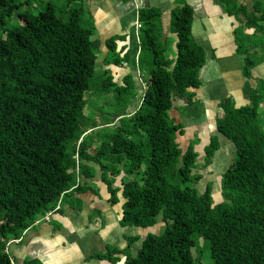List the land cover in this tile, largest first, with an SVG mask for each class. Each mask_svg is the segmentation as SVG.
Listing matches in <instances>:
<instances>
[{
	"label": "trees",
	"instance_id": "16d2710c",
	"mask_svg": "<svg viewBox=\"0 0 264 264\" xmlns=\"http://www.w3.org/2000/svg\"><path fill=\"white\" fill-rule=\"evenodd\" d=\"M30 1L0 0V264H13L10 241L54 210L61 197L87 192L78 178L91 180L95 167L113 205L122 190L123 227L153 228L161 217L166 229L158 236L127 237L126 249L109 247L92 258L117 264L120 254L127 256L125 264H196L192 250L203 238L215 264H264V81H257L256 88L247 82L245 106L237 108L231 97L220 100L217 132L235 152L223 172V201L217 204L211 183L204 193L196 188L203 178L193 173L199 140L182 150L177 138L184 136L185 125L170 117L178 100L199 106L195 98L207 55L192 34L193 8L186 4L172 12L174 57L161 41L158 8L139 11V52L119 51L118 41L125 36L105 41L106 66L134 63L135 71L138 67L149 75L137 110L130 117L121 116L122 111L118 122L115 117L111 122L108 117L91 120L86 95L123 96L130 86L116 83L109 69L93 86L102 44L93 40L94 28L82 24L83 10L67 18L49 2L35 14L26 9ZM217 2L229 16L246 20L236 32V44L245 54L243 75L251 79L264 52L257 62L241 37L244 27L254 29V37L264 31V4L257 1L251 13L238 0ZM131 77L123 81L132 83ZM105 130L108 134L101 136ZM220 148L218 137H211L207 165ZM122 174V188L116 187ZM138 242L132 256L130 249Z\"/></svg>",
	"mask_w": 264,
	"mask_h": 264
},
{
	"label": "crops",
	"instance_id": "0c3cea01",
	"mask_svg": "<svg viewBox=\"0 0 264 264\" xmlns=\"http://www.w3.org/2000/svg\"><path fill=\"white\" fill-rule=\"evenodd\" d=\"M155 1H163L165 7L158 9L163 14L164 22H170V26L173 10L186 4L194 10L193 37L197 39L200 46L209 50L207 62L200 72L202 86L195 98L199 101V105L201 104L200 109H204L205 105L215 103L218 110L220 100L226 97H231L237 108L247 105L249 101L245 97V86L248 82L256 88L258 83L255 79L264 80V61L260 60L252 69L253 79L245 78L241 68L236 71H222L223 66L219 61L228 60L236 53V32L246 24V20L229 16L223 7L218 6L217 1L216 4L213 3V0H188L189 2L182 6H174V0L170 3H167L170 0ZM257 1L264 4V0H238L240 4L247 5L251 13L255 11L254 6ZM87 3L95 19L101 20L102 16H105L103 19L107 21L118 19L117 23L122 24V29L129 21L133 23L135 19V25H137L135 34L137 35L141 28L139 11L145 8L154 9L148 5L147 0H87ZM110 4L112 7L108 6ZM110 13L115 14V18L109 17ZM257 15L261 16V13ZM196 23L195 31L194 24ZM105 25L108 26V24L103 26ZM245 29L248 34L253 35L254 29L249 30L244 27L243 30ZM120 33L121 36L126 37V30ZM262 33L264 37V31ZM174 37L176 38V35ZM127 38L129 36L122 41V47H126V51L133 46L131 38ZM135 41V48H138L139 52V38L136 37ZM258 54L260 56L261 52ZM204 76L206 79L203 78ZM115 82L117 83L116 79ZM180 103V109L175 110L178 114L177 123L185 118V120L189 119L182 115L181 108H185V111L191 109L184 102L180 101ZM181 123H185L184 120ZM95 169V177L86 183L83 178H78L79 183L88 188L87 192L67 193L58 202L59 210L54 212L48 221L43 217L39 218L19 240L10 241L8 253L13 264H110L92 257L96 254H106L109 247L120 250L128 247L127 237H135L137 229L125 228L121 225L125 204L122 190L118 194L119 203L113 205L110 201L111 195L108 187L101 179L100 169L99 167ZM124 176L125 174H122L116 178V187L122 188ZM139 247L140 245L135 248L134 256ZM116 257L119 258L117 264L127 261L125 255L118 254Z\"/></svg>",
	"mask_w": 264,
	"mask_h": 264
},
{
	"label": "rangeland",
	"instance_id": "374dc122",
	"mask_svg": "<svg viewBox=\"0 0 264 264\" xmlns=\"http://www.w3.org/2000/svg\"><path fill=\"white\" fill-rule=\"evenodd\" d=\"M148 1V5L154 8H163V1L157 2L155 0ZM172 0H170L167 3H170ZM217 0H213V3L216 4ZM220 1V0H219ZM52 2L57 5L60 14L66 16L69 18L72 14L71 11L74 12L76 10H83V16L81 19L82 24L90 28L93 31L94 28V36L92 37L93 40H98L101 42V52L98 55L97 59V67L94 73L93 77V86L98 85L101 83L103 79V73L106 70H111L112 75L116 79L117 83L120 86H130V89L127 93H124L123 96L118 95L117 93H112L107 96H101L98 93H95L94 91L89 92L86 95V98L89 102V105L86 109V113L89 114L91 120H99L101 117H108L110 118L111 122L113 121L115 117V121L118 122L116 116L120 115L122 111H125V114H122L121 116L130 117L129 114H133L137 108L139 107L140 99L143 94V91H145V85L144 83L148 81L149 75L146 71H140L137 67L138 71H135V64L131 63L128 65H125L123 67H115V66H106V59H107V50L104 48L105 41L108 40L111 37H115L117 35H121L120 32L124 29L121 28L122 24L117 23L118 19H109L108 21L106 19H103L105 16H102L101 20H97L94 18L93 14L90 11V8L88 6L87 0H31L29 5L26 9L31 10L33 13L38 14L39 12L43 11L46 7L47 3ZM188 0H174L173 5L174 6H182L186 3H188ZM239 3V2H238ZM145 5V3H142ZM166 4V3H165ZM109 7H112V5H108ZM218 6L222 7L221 4ZM165 7V6H164ZM114 13V12H113ZM110 13L109 17L115 18V14ZM105 15V14H102ZM135 22V19H134ZM104 24H108L103 26ZM197 23L194 24V30L196 31ZM134 26L137 27V25ZM103 27V28H102ZM170 22L166 23L164 22V19L161 18V22L159 23V32L161 33V41L166 45L167 52L174 57L176 54V39L174 35L171 33L170 30ZM128 36L131 38L133 47L131 49L133 50L135 54V47H136V37H138L137 34H135V30L133 27L129 29ZM240 30V29H239ZM243 33L246 34V36H242L241 33H239L237 36L238 41L240 40V35L242 36L241 39H243V42L248 45L249 52L253 59L257 60L260 59L258 56L260 52H264V37L263 33L257 34L255 37L251 36V34H248L246 32V29L243 30ZM139 34V32H138ZM136 36V37H135ZM127 37V35H126ZM127 38V39H129ZM173 38V41H172ZM194 40L197 44V39L194 37ZM123 42L118 41L119 49L121 50ZM128 44V42L126 43ZM119 50V51H120ZM129 50V49H128ZM205 51L207 53V56H209V50L205 48ZM221 62V65L223 66L222 71H231L243 68L245 64V54H239L238 48L236 53L233 54V57H231L228 60H219ZM264 60L262 59V62ZM221 73V71H220ZM131 74V81L124 82L123 80L125 77ZM218 73L216 72V75ZM251 76L253 79V73L251 72ZM206 79V76L203 77ZM202 78V79H203ZM263 79H255V81H260ZM204 81V80H203ZM264 81V80H263ZM144 82V83H143ZM205 82V81H204ZM251 85V83H250ZM258 85V84H257ZM212 86V85H210ZM93 93V94H92ZM180 101L178 100L175 103L174 110L170 112V117L172 119H175V123H177L176 118H178V114L175 112L176 109H180ZM125 107V108H124ZM201 104L198 106L191 107L189 111H185V108H181L182 115H185V117H188L190 119L184 120L185 123H183L185 127V134L184 136H178L177 142L180 144V147L182 150L186 151L189 147V144L192 141L199 140L197 145L195 146L196 152L199 154V159L197 161L198 167L197 169L193 170L194 174H201L203 176L202 180L196 185V188L201 192L204 193L206 191V188L210 183L213 186V197L215 200V203L219 204L223 201V198L221 196V182H222V175L225 169L228 168L230 163L232 162L235 147L234 145L226 139L223 135L219 134L217 132L216 128V118L220 113H222V109H216V104L212 103L210 105H205V108L200 109ZM190 108V107H189ZM187 108V109H189ZM264 109V106H263ZM218 112H217V111ZM212 112L214 114L212 115ZM204 114V115H203ZM128 115V116H127ZM203 115V116H202ZM181 120V122L183 121ZM180 121L178 123H181ZM177 123V124H178ZM192 124V125H191ZM113 129V128H110ZM108 130H105L101 132V136H106L108 133L106 132ZM217 136L219 139V142L221 144L220 150L216 153L215 157L212 160L211 164H206L205 161V148L210 144L211 137ZM203 166V167H202ZM143 167H146L145 164H143ZM144 169V168H143ZM62 198V197H61ZM60 206H56V208L52 211L47 212L44 215L45 220H49L50 217L54 214V212L58 211ZM49 219H46L47 215H49ZM165 223L161 220V217L158 218V224L153 228L148 229H137L135 236H140L141 238H144L148 235H161L165 231ZM134 235V234H133ZM140 245V242L132 246L130 249L132 256L134 255L135 248ZM128 246V245H127ZM126 246V247H127ZM9 247V246H8ZM125 247V248H126ZM193 255L196 259V264H215L213 260L211 259L209 248L206 247L203 238H199L196 241V246L193 248ZM125 264V263H123Z\"/></svg>",
	"mask_w": 264,
	"mask_h": 264
},
{
	"label": "flooded vegetation",
	"instance_id": "af4514ba",
	"mask_svg": "<svg viewBox=\"0 0 264 264\" xmlns=\"http://www.w3.org/2000/svg\"><path fill=\"white\" fill-rule=\"evenodd\" d=\"M124 1V0H123ZM133 23H135V22H133ZM133 23L132 22H128L127 23V25L124 27V29L122 30V32L123 31H125L126 30V35L128 36V33H129V29L131 28V27H133L134 28V30H135V26L133 25ZM121 34V33H120Z\"/></svg>",
	"mask_w": 264,
	"mask_h": 264
},
{
	"label": "built area",
	"instance_id": "2783aa9c",
	"mask_svg": "<svg viewBox=\"0 0 264 264\" xmlns=\"http://www.w3.org/2000/svg\"><path fill=\"white\" fill-rule=\"evenodd\" d=\"M60 204H58V206H59ZM49 216H50V214L49 215H47V217H46V219H49Z\"/></svg>",
	"mask_w": 264,
	"mask_h": 264
},
{
	"label": "water",
	"instance_id": "95a60500",
	"mask_svg": "<svg viewBox=\"0 0 264 264\" xmlns=\"http://www.w3.org/2000/svg\"><path fill=\"white\" fill-rule=\"evenodd\" d=\"M143 95V94H142ZM128 116V115H127ZM129 116H131V114H129Z\"/></svg>",
	"mask_w": 264,
	"mask_h": 264
}]
</instances>
